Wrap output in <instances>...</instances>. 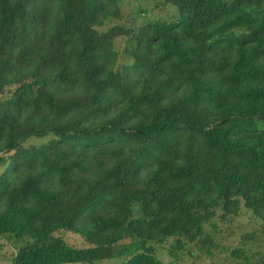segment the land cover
Listing matches in <instances>:
<instances>
[{"label":"trees","instance_id":"1","mask_svg":"<svg viewBox=\"0 0 264 264\" xmlns=\"http://www.w3.org/2000/svg\"><path fill=\"white\" fill-rule=\"evenodd\" d=\"M123 1L0 0L12 264L210 257L207 228L244 211L261 228L241 243L260 248L232 255L264 264V0H160L176 18L137 28Z\"/></svg>","mask_w":264,"mask_h":264},{"label":"rangeland","instance_id":"2","mask_svg":"<svg viewBox=\"0 0 264 264\" xmlns=\"http://www.w3.org/2000/svg\"><path fill=\"white\" fill-rule=\"evenodd\" d=\"M121 7L123 20L120 23L128 27L137 28L156 21H170L177 16L175 7L166 6L160 0H124ZM125 48L126 42L124 40L118 41L117 49L121 53L122 58L120 66L131 63L124 54ZM213 227L217 228V231L213 232ZM260 228L261 223L254 220L249 213L244 211L239 217L233 218L230 223L216 222L214 226L207 228L210 234L213 233V237L218 244V248L213 250L210 257L204 252L198 251L192 245L185 247L184 252L181 253L180 262L174 260V256L164 250V247L157 248L156 256L163 264H244V261L234 257L232 252L243 247L248 257L253 258L260 248L259 244L242 245L241 238L247 233H260ZM63 237L71 244L81 247L86 246L80 236L66 234ZM16 250L7 237H0V264H12L11 257ZM194 251L196 254L191 256L190 253ZM95 264H121V261L109 260Z\"/></svg>","mask_w":264,"mask_h":264}]
</instances>
